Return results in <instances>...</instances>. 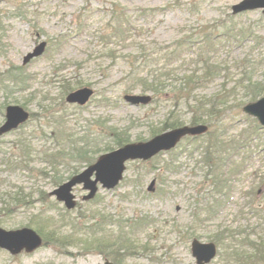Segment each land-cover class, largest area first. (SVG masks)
<instances>
[{
    "label": "rangeland",
    "instance_id": "374dc122",
    "mask_svg": "<svg viewBox=\"0 0 264 264\" xmlns=\"http://www.w3.org/2000/svg\"><path fill=\"white\" fill-rule=\"evenodd\" d=\"M241 1L0 0V127L8 106L30 112L0 133V227H30L43 239L18 254L0 248V264H197L194 238L216 243L208 264H264L255 256L264 237V127L244 111L264 97V8L235 13ZM43 41L45 51L24 63ZM81 87L94 90L89 101L67 102ZM126 95L151 100L132 104ZM218 96L225 103L216 113L191 123ZM173 119L207 130L127 161L118 185L91 199L75 185L72 209L51 194L108 144L107 152L124 146L111 127L142 142ZM210 150L227 161L233 184L216 212Z\"/></svg>",
    "mask_w": 264,
    "mask_h": 264
},
{
    "label": "water",
    "instance_id": "95a60500",
    "mask_svg": "<svg viewBox=\"0 0 264 264\" xmlns=\"http://www.w3.org/2000/svg\"><path fill=\"white\" fill-rule=\"evenodd\" d=\"M264 8V0H242L233 6L235 13L247 9ZM46 41H43L36 48L24 57V63L32 58L41 55L46 48ZM94 90L90 87H81L70 92L66 100L69 103L86 104ZM126 99L132 104L148 103L151 100L149 95H126ZM244 111L254 115L264 126V97L257 101L250 102L244 106ZM30 117V112L20 105H10L6 109V121L0 127V133L4 134L18 128ZM207 130V125H183L174 129L166 130L151 139L142 142L128 143L113 151L102 154L98 160L82 172L74 175L70 180L55 189L51 194L56 195L59 201H63L67 208L76 206L75 195L72 189L77 184H83L89 193L84 199L93 198L99 190V185L106 189H112L123 178L126 169V162L129 160H147L161 151L174 148L186 135H199ZM155 184L152 181L150 190ZM43 242L41 235L30 227L15 230H6L0 227V248L12 254H18L22 250H33ZM192 253L198 264H207L217 255V245L214 242H202L199 239L192 241ZM105 264H116L106 260Z\"/></svg>",
    "mask_w": 264,
    "mask_h": 264
},
{
    "label": "trees",
    "instance_id": "16d2710c",
    "mask_svg": "<svg viewBox=\"0 0 264 264\" xmlns=\"http://www.w3.org/2000/svg\"><path fill=\"white\" fill-rule=\"evenodd\" d=\"M206 67V66H205ZM205 67H202V69H205ZM212 67H213V65H212ZM215 76V74L213 73V72H211V74H208L207 75V80H209V79H212L213 77ZM212 77V78H211ZM154 81V80H153ZM153 81H151V83L153 82ZM187 81H189V80H186L185 82H187ZM158 82H162L160 79H158V80H156V82L155 83H153V84H151V88L150 87H145V89H153V88H155L156 86H157V83ZM145 83H150V82H145ZM155 84H156V86H155ZM162 84L163 83H161V86H162ZM217 98V97H216ZM218 98H219V100H218V103L216 102V104L215 105H213V109H212V111L211 112H208V113H205V114H198V115H195L194 117H192V121H191V123H193V124H196L198 121H202V120H204L205 119V116H207V115H209V114H214V113H216V112H214V110H216V106H217V108L219 109V105H221V104H224L225 103V101L222 99V97H219L218 96ZM256 98H257V95H253V97L251 98V100H256ZM222 100H223V103H222ZM211 101V99H209L208 100V102H210ZM208 102H206V104L208 103ZM210 103H208V105H209ZM180 105V104H179ZM179 105H177V107L179 106ZM180 121L179 120H177V119H173L172 121H170V122H168V123H170L169 125H166L167 127H168V129H174V128H177V127H180V126H183V124L182 123H179ZM112 128V132H113V136L114 137H112L111 138V140L113 141V143L117 146V147H119V146H122V145H126V144H128V142H129V140L127 139V138H125V135H122V132H116V130L115 129H113L114 127H111ZM168 129H166V130H168ZM114 130V131H113ZM160 132H156V133H152V136H154V135H157V134H159ZM112 135V134H111ZM111 146H110V144H108L107 146H105V151L107 152V151H109V150H112V149H114V148H111ZM219 150V149H218ZM77 152H78V154L80 155V156H83V152L81 151V150H77ZM220 153V152H219ZM219 153H218V151H216V150H214V151H211L210 150V152H209V154L210 155H208V164L210 165V169H212V172H214V187H213V192H214V194H213V201L212 202H214L213 204H211L209 207L211 208V210H212V212H216L218 209H220L221 208V206L223 205L222 203L224 202V200L226 199V200H228V198L230 197V195H229V188L231 187V189L233 188V184L229 181V178H225V175H227L229 172H224V165H227V161L226 160H220L219 159V157H218V155H219ZM83 159H85L84 157H83ZM94 160H92V159H86V161L85 162H88V164H91L92 162H93ZM174 161V160H173ZM216 161H218V163L216 162ZM222 165V166H221ZM223 168V169H222ZM80 170H78V171H75V173H77V172H79ZM167 171H169V169L167 170ZM228 171V170H227ZM224 189H227V191L225 190L224 191ZM220 198V199H219ZM221 200V201H220ZM222 204V205H221ZM109 219V218H108ZM133 231V230H132ZM134 232V231H133ZM248 234H247V240L249 241V242H252V241H254L251 237H249V232H247ZM234 234H235V236H236V232H234ZM243 234H246V232L245 231H243ZM125 238V237H124ZM130 238V237H129ZM129 238H127V240H131V238L129 239ZM262 238V241H260V244L259 245H257V247H255V249H256V253H255V256H256V258L257 257H262L263 255H264V237H261ZM216 241H217V243L218 244H220V245H222V247L224 246V248H226V249H228L229 251L233 248L232 247V243H229V242H227V241H223L222 240V238H219V237H217V239H215ZM232 241V240H231ZM237 240H235L233 243H235ZM253 243V242H252ZM113 245H115V244H113ZM254 245V244H253ZM116 247H118V249H119V245H117ZM120 249L122 250V251H125V252H130V249L129 248H127V247H120ZM234 250V249H233ZM233 250H231V251H233ZM107 254H108V252H107ZM116 262L117 261H119L120 259H118V258H116V257H114L113 258ZM253 262H255V260L253 261ZM253 264H256V262L255 263H253Z\"/></svg>",
    "mask_w": 264,
    "mask_h": 264
}]
</instances>
